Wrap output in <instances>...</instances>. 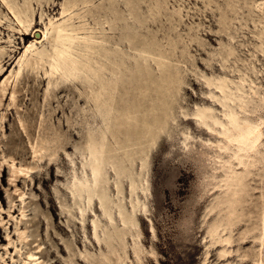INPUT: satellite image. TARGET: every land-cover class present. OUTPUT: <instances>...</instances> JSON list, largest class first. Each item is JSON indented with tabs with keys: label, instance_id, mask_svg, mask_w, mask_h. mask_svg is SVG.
<instances>
[{
	"label": "rangeland",
	"instance_id": "1",
	"mask_svg": "<svg viewBox=\"0 0 264 264\" xmlns=\"http://www.w3.org/2000/svg\"><path fill=\"white\" fill-rule=\"evenodd\" d=\"M63 7L69 9L62 15ZM24 14L33 17L27 31L16 21V15ZM66 15L94 38V48L79 60L90 58L99 77L50 80L39 68L22 70L15 77L25 44L42 40L49 20ZM52 35L50 30L47 39L37 43L36 53L44 58L51 52ZM82 50L76 46L72 52ZM2 56L0 264H32L26 260L28 252L39 258L36 264H257L260 258L264 264L259 229L240 239L256 219L232 227L230 243L210 236L211 224L223 215L213 206L224 193L223 164L229 152L219 149L224 139L217 127L209 131L193 119L196 107L208 106L223 120L222 104H228L240 117L260 124L264 154V0H0ZM160 63L167 66L160 69ZM173 77L176 80L171 81ZM219 77L226 79L234 103L215 87ZM112 78L115 86L106 87L114 93L113 100L107 97L114 108L109 148L118 146L114 128L122 121L123 110L136 106L146 112L152 107L147 119L154 118L159 125L167 117L168 124L142 156L146 165L140 169L138 160L135 166L140 179L135 213L140 233L135 244L127 236V255L119 250L121 258L109 255V262L91 229L97 218L98 233L105 239L98 197L93 196L88 206L85 197L71 191L74 178L89 177L83 165L88 129L93 136L105 132V95L96 102L92 93L100 90L99 79L111 83ZM103 99L100 110L97 104ZM141 119L143 123L144 115ZM124 163L128 165V160ZM233 164L241 170L234 160ZM263 165L252 168L254 173L262 174ZM20 167L30 168L20 173ZM108 178V196L116 199L112 170ZM251 179L256 201L264 184L258 175ZM99 191L105 199V183ZM120 194L130 209L125 177ZM80 209H85L84 217ZM224 226L219 228L222 238L228 235ZM101 249L106 252L103 245Z\"/></svg>",
	"mask_w": 264,
	"mask_h": 264
},
{
	"label": "bare ground",
	"instance_id": "2",
	"mask_svg": "<svg viewBox=\"0 0 264 264\" xmlns=\"http://www.w3.org/2000/svg\"><path fill=\"white\" fill-rule=\"evenodd\" d=\"M68 9L69 8L63 7L61 14L63 15L66 13ZM16 21L21 28L27 31L32 25L33 17L28 14H24L23 17L16 15ZM18 30L20 31L21 29L18 28ZM50 30L53 32L51 52L46 58H44L42 55L36 53L37 43H42L43 40H46L47 34ZM38 42L31 41L27 45L25 44L24 51L17 60L18 69H16L15 74L11 72L15 77L20 75L22 70L28 69V71H30L38 68L43 69L44 75L50 80L53 77H59L63 79V81L76 78L89 81L95 77H99L98 69L92 65L90 58L79 60V57L85 55L88 51H91L94 48L93 44L95 40L93 37L88 36L86 31L82 32L81 28H78L74 24L72 16L66 15L59 19H50L48 25H45L43 39ZM76 46H81L83 50L77 52L75 55L72 51ZM1 61H4L3 56L0 57V62ZM163 66L166 67L167 64H159L160 69H162ZM116 69L120 70L119 66H117ZM0 74H4L1 65ZM82 74L84 76H81ZM9 79L10 76L5 77L1 85L4 86ZM112 79L110 80L111 83L108 81L103 83L99 79L100 90L92 93V97L96 102L102 97L104 98L105 95V118H103L105 132L102 131L103 133L101 132L100 136H93V134H91L92 131L88 129V132L90 133L86 141L87 158L85 157L83 165L87 167L89 177L86 176L84 179L74 178L72 182L74 188L71 191L73 196L79 195L80 197H85L88 206L92 203L93 196L98 197L100 210L105 215V230H103L105 239L102 240L98 233L99 224L97 218L92 219L91 229L93 240H95V243L99 246L101 255L106 261H109V255L113 254L116 255L117 260H119L121 258V255L118 252L119 250L127 255V236L129 235L135 244V237L140 233L135 219V213L139 207L137 188L139 187L140 179L137 178L138 172L135 171V166L137 165L138 160L140 169L146 165L144 162L145 159L142 156L147 152H150L154 147L157 138H160V133L164 131V126L167 123V117H163V121H160L159 125L158 120H153L154 118L152 120L147 119L151 116L149 111H151L152 107H149L146 112L136 106L131 109H126L125 113L123 110L121 113L122 121L115 125L114 128V132H116L115 142L118 146L115 148L113 146L109 148L108 134L113 133L111 122L109 121L111 120L110 114L113 113L114 108L112 107V103L108 101L107 97L111 98L110 100H113L114 93L107 91L106 87L107 85L115 86L116 81L115 79ZM173 80L176 79L173 77L171 81ZM177 81H179L178 78ZM207 82L211 84L210 79H207ZM217 82L218 83L215 85L217 90L223 95L227 94L225 96L226 99L234 103L233 99H229L228 94L231 95L233 92L229 88L226 79H220L219 77ZM172 95L173 93L170 92V96ZM11 97H14V92ZM103 103L104 99L101 103L97 104V108H100L101 110ZM168 105L170 106V104ZM222 106L225 109L223 120L216 117L213 109L208 106L196 107V111L193 114V119H195L198 126L202 128L204 127L209 131H214V127H217L220 130L217 131V133L224 139V142L222 146H219V149L229 152V158L224 161L223 164L227 169V171L224 172L223 179L225 187L223 191L224 193L217 198V204L213 206L214 208L220 207L219 213L222 212L223 215L213 221L209 233L212 238H218V241L216 242L225 241L230 243L232 238V227L236 226L243 220L249 221L254 218L257 220V223H255L248 232L242 233L240 239L244 240L247 237V234H250L255 229H259V235L257 238L260 240L262 246L264 245V190L262 191V194L260 193L258 200L254 201L251 192L253 188L250 185V181L252 180L251 177L258 175L260 177V182L264 184V170H262L261 174L254 173L252 169L256 168L258 164L264 162V154L260 149L261 142L263 141V132L259 123L252 122L245 116L240 117L238 112L232 109L228 104L223 103ZM13 110L14 108H11L10 111ZM141 115H144L143 123L141 121ZM167 115L169 114H166V116ZM104 139L105 149L103 146ZM43 148L44 147H41L40 149L34 148V153H40ZM123 150L125 151L124 153L122 152V154H124L122 157L120 152ZM231 159L234 160V163L236 162L239 165L241 168L240 171L236 170L233 160ZM125 160H128V165L124 163ZM13 166L9 165V167L14 168ZM29 168L30 167H20L17 170L22 173ZM110 170L116 175V199H114L113 196H108L107 193L110 187L108 185V174ZM28 172L29 171H26L25 174ZM123 177L128 180L130 209H128L121 200L120 193L122 192ZM104 183L105 199L101 197L99 191ZM84 213L85 209H80L81 217H84ZM223 224L225 226L222 228V231L228 229V235L224 238L219 235V228L222 227ZM102 245L105 247L107 253H104L101 249ZM135 247L136 246L134 245L132 250L137 260H139L140 251ZM224 253H226V250L221 252L222 255ZM38 259L39 258L36 257L34 252H28L26 254V260L32 264H36L35 261ZM262 262V258H260L257 261V264H263Z\"/></svg>",
	"mask_w": 264,
	"mask_h": 264
}]
</instances>
